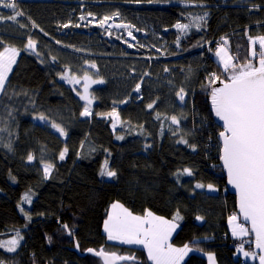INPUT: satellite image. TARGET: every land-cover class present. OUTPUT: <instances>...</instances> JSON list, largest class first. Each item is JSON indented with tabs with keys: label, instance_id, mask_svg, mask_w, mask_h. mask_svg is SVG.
Instances as JSON below:
<instances>
[{
	"label": "trees",
	"instance_id": "16d2710c",
	"mask_svg": "<svg viewBox=\"0 0 264 264\" xmlns=\"http://www.w3.org/2000/svg\"><path fill=\"white\" fill-rule=\"evenodd\" d=\"M17 3L24 13L19 23L0 22V51H20L0 98V264H41L40 259L105 264L91 252L101 250L132 258L121 264H153L144 249L108 239L104 224L118 199L136 214L151 211L179 220L173 243L195 250L184 264H209L207 253L216 254L219 264H258L237 259V240L230 235L229 217L239 215L221 165L224 127L211 103L219 81H211L213 74L220 81L229 76L216 58L221 46L229 48L237 65L259 66V55L251 56V36H264V0L256 5L242 0ZM205 11L210 15L204 30L182 36L175 29L194 12ZM10 13L0 8V14ZM106 16L138 31L139 43L92 19ZM29 38L37 44L35 52L27 48ZM93 64L97 70L89 67ZM85 74L103 81L92 87L91 116L81 115L87 107L78 96L81 88L61 79ZM181 88L183 101L177 95ZM114 110L118 120L104 115ZM41 116L45 124L38 123ZM52 124L62 127L66 138ZM29 154L34 161H28ZM119 159L123 168L116 176L101 175ZM45 164L52 165L48 178ZM164 181L169 182L165 196ZM26 194L31 203L23 200ZM177 195L188 199V208L170 203ZM13 239L18 245L9 252Z\"/></svg>",
	"mask_w": 264,
	"mask_h": 264
},
{
	"label": "snow or ice",
	"instance_id": "6c2138e0",
	"mask_svg": "<svg viewBox=\"0 0 264 264\" xmlns=\"http://www.w3.org/2000/svg\"><path fill=\"white\" fill-rule=\"evenodd\" d=\"M0 8L10 9L11 13L7 16L0 14V22L6 20L19 23L18 17H22L24 13L20 11L17 0H0ZM83 19V17H81ZM109 17H104L100 25L108 21ZM78 26V25H77ZM117 27H126L125 25H116ZM20 27H24L20 24ZM68 27V25H64ZM176 27L181 30H187L188 25L177 24ZM131 35V32H129ZM253 46L257 44L256 39H252ZM260 53L259 66L253 63L237 65L232 61V57L221 47L216 52L223 63L224 71L231 72L227 77V81H220L219 77L213 74L211 83L219 81L222 87L213 88L211 92V103L215 115L223 121L224 131L220 133L222 138V155L223 166L227 171L228 183L236 189L239 196V212L243 215L245 221L251 222V231L255 233V246L264 253V37L258 39ZM36 42L28 39L27 48L35 50ZM16 48L5 47L0 51V94L5 92L8 75L12 71L13 65L16 63L18 56ZM251 56L253 59L257 57L255 47H253ZM95 68V65H91ZM70 83L75 81L79 83V79L75 76H61ZM85 81L84 93L81 97L87 100L90 106L92 100L88 98V84L103 83L102 80H92L88 75L83 77ZM141 85L135 86V91L140 92ZM180 100H184V90L181 88L177 93ZM126 102V101H125ZM148 109L154 107L153 103L147 105ZM83 116H91L89 107H85L81 113ZM108 116L118 120V113L114 110L107 114ZM159 118V114H157ZM41 120L45 119L43 116ZM171 122L179 124L176 116H172ZM61 135L66 136L67 133L57 124H52ZM115 127V124H113ZM122 139L123 137H117ZM187 143V141H181ZM68 149L65 147L59 154V160L65 159ZM28 161H33V155L29 154ZM107 163V162H106ZM52 165H44L45 178H48ZM188 175L191 171L184 170ZM101 175L109 177L116 176L115 171H110L105 167ZM197 188H203L204 185L197 184ZM209 190L215 191L212 185L207 186ZM23 200L31 203L29 195H25ZM112 214L105 221L104 230L108 234L109 240H118L124 244L143 245L147 249L148 257L153 264H181L184 256L192 249L185 245L182 248L173 247L169 242L173 231L178 226L163 217L154 215L148 211L144 216H136L129 212L121 204L112 205ZM23 211V209H21ZM176 218H179L177 213ZM175 219V218H174ZM198 220L202 217H197ZM232 235L236 237L246 236L249 229L239 223V217L232 215L229 217ZM67 229V225H64ZM19 235V234H17ZM22 239V237H21ZM18 240L8 241L7 251L15 252ZM243 251V246H241ZM105 255L103 251L98 253ZM245 257L251 256L253 260L257 259L256 253L243 252ZM116 260H129L131 257H112ZM209 260L214 261V257L209 254ZM259 264H264V254L259 255Z\"/></svg>",
	"mask_w": 264,
	"mask_h": 264
},
{
	"label": "rangeland",
	"instance_id": "374dc122",
	"mask_svg": "<svg viewBox=\"0 0 264 264\" xmlns=\"http://www.w3.org/2000/svg\"><path fill=\"white\" fill-rule=\"evenodd\" d=\"M225 1H227V2H229V1H231V0H225ZM260 0H242V2L244 3V4H247V5H256V4H258V2H259ZM165 4H168V3H159V5H165ZM185 5H190L189 3H185ZM7 10H10V9H7ZM209 15H210V12L209 11H205V12H194L193 14H191V16H190V20L188 21V22H180L179 24H185V25H188V28H187V30H181V29H178L176 26H175V29L177 30V31H179L180 33H181V35L182 36H186V35H188V34H190L192 31H202V30H204L205 29V22L208 20V18H209ZM91 17L89 16L88 17V19H90ZM93 19V21H95L96 22V24H100V22L102 21H98V19L97 18H92ZM116 25H125L126 27H117ZM102 27H104V28H109V29H111V30H113V33L117 36V35H120V36H122L123 34H125L126 36H127V39H129L130 41H132V43H139V37H140V34L138 33V31H136L133 27H131L130 25H127L126 23H124V22H121L120 21V19L118 18V17H111L108 21H106L104 24H103V26ZM119 31H123V32H121L120 34H119ZM129 32H131V35H129ZM259 37H264V36H251V40L252 39H256L257 40V44L255 45V46H253L252 45V43H251V53H252V50H253V47H255V49H256V52H257V55H259V53H260V48H259V43H258V39H259ZM36 47H37V44H36ZM36 47H35V50H33V49H29L30 51H33V52H35L36 51ZM222 47V46H221ZM220 47V48H221ZM223 48H225V50H226V52L232 57V61L235 63V59H234V57H233V55H232V53L230 52V50H229V48L227 47V46H223ZM218 50H219V48H218ZM217 50V51H218ZM216 51V52H217ZM18 56H17V58H16V63L13 65V67H12V71L9 73V75H8V80L10 79V77H11V74H12V72H13V70H14V67L16 66V64H17V62H18V60H19V56H20V51H18ZM216 58H217V60L223 65V63L221 62V60H220V57H218L217 55H216ZM254 64V66H256L255 65V63H253ZM89 67H91V65H89ZM91 68H93V67H91ZM95 70H97V67L95 66V68H94ZM231 74V72H229V75ZM69 77H71V76H73V75H68ZM77 79H79V83H76L75 81H73V82H69L68 80H66V79H64L63 80V82L64 83H66L67 85H70V86H72V87H80L81 88V90H80V93L78 94V96L80 97V99H81V101L85 104V105H87V107H91L93 104H94V100H93V97H92V87L93 86H95L96 84H98V83H90V84H88V93H87V96H88V98L89 99H91L92 100V103H91V105L89 106L88 105V103H87V100H85V99H82L81 97H83L84 95H85V93H84V86H85V81H84V79H83V77H81V76H75ZM92 80H96V79H93V78H91ZM7 83H8V81L6 82V85H7ZM77 89V88H76ZM3 94V93H2ZM2 94H0V98H1V96H2ZM90 110V109H89ZM90 112H91V110H90ZM108 114V113H107ZM106 113H104V115H107ZM37 121H38V123H43V124H45L46 123V119H43V120H41V119H37ZM35 160V158L33 159V161ZM110 171H113V166L110 168ZM108 179H111L112 177H109V176H107V175H105ZM178 204H182L181 202H178ZM239 217V216H238ZM240 218V217H239ZM240 223L245 227V228H247V229H249V227L247 226V225H245V224H243L242 222H241V220H240ZM250 235H251V233H250V229H249V234L248 235H246V236H242V238H246V239H250L249 237H250ZM17 240V239H16ZM236 243L238 244V245H243V244H245L244 246H243V251H241L240 249H241V246L237 249V251H236V257H242L243 259H244V262H246V261H252V262H257V261H259V259H258V257H259V254L254 250V244H253V240L251 241V242H244V241H236ZM236 243H234V246H236ZM253 244V249H250L249 247H248V245L249 244ZM243 252H249V253H256V255H257V259H255V260H253L252 258H251V256H249V257H245L244 255H243ZM209 254H211L212 256H215L216 257V254H214V253H207L206 254V256L207 255H209ZM216 259H217V257H216ZM40 263L41 264H43V260H41L40 259Z\"/></svg>",
	"mask_w": 264,
	"mask_h": 264
},
{
	"label": "crops",
	"instance_id": "0c3cea01",
	"mask_svg": "<svg viewBox=\"0 0 264 264\" xmlns=\"http://www.w3.org/2000/svg\"><path fill=\"white\" fill-rule=\"evenodd\" d=\"M56 130V129H55ZM64 138H66V136H63ZM113 171H115L116 173L117 172H120L121 170H122V168H123V163H122V161L119 159V160H117L113 165ZM214 189H215V191H212V190H210L211 192H217V190H216V188L215 187H213ZM162 189H163V195L165 196L166 194H167V192H168V189H169V182H167V181H164V182H162ZM178 202H181L182 204H178ZM121 204V205H123V207L124 208H126L129 212H131L133 215H136V216H144V215H140V214H136V213H134L125 203H124V201L122 200V199H118L117 201H115V203H113V204ZM170 203L171 204H173L174 206H177V207H181V208H184V209H186V208H188V206H189V201H188V199L184 196V195H177L173 200H171L170 201ZM112 211H113V209H112V206H111V209H110V213H109V215H111L112 214ZM154 215H156V216H159V217H162V216H160V215H157V214H155L154 212H152ZM109 217V216H108ZM164 219H166V220H168V221H170V222H173V223H175V224H177L178 226L176 227V229L173 231V233H172V235H171V238H170V243L172 244V246L173 247H176V248H182V247H184V246H178V245H176V244H174L173 243V239H174V237H175V235L177 234V232L179 231V229H180V227H181V224H180V221L179 220H172V219H168V218H165V217H163ZM108 219V218H107ZM239 223H240V218H239ZM105 231V230H104ZM229 231H230V235H231V237L233 238V239H236L237 241H244V242H251L253 239L251 238V237H249L250 239H246V238H242V236L241 237H236V236H233L232 235V230H231V225L229 224ZM107 234V233H106ZM108 235V234H107ZM112 243H115V244H120V245H127V246H132V247H137V248H142V249H144L145 251H146V253L148 254V252H147V249L146 248H144V246L143 245H136V244H124V243H121L120 241H118V240H110ZM245 244H243L242 246H244ZM189 248H191L190 246H188ZM192 250L190 251V252H188L187 253V255L186 256H184V258H183V261L181 262V264H184L185 262H186V260L189 258V256L195 251L193 248H191ZM209 255H207V259H208V262H209V264H219L218 263V260L216 259V257L215 256H213L214 257V261H210L209 260ZM237 259L238 260H243L244 261V259L242 258V257H237ZM152 263H153V261H151ZM246 262H252V261H246ZM245 262V263H246ZM258 262V261H257ZM252 263H256V262H252Z\"/></svg>",
	"mask_w": 264,
	"mask_h": 264
},
{
	"label": "water",
	"instance_id": "95a60500",
	"mask_svg": "<svg viewBox=\"0 0 264 264\" xmlns=\"http://www.w3.org/2000/svg\"><path fill=\"white\" fill-rule=\"evenodd\" d=\"M225 82H228V81H225ZM217 86H218V88H219V87H222V84L219 82ZM221 123L223 124V121H221ZM219 140L221 141V144H222V138L220 137V135H219ZM221 155H222V151H221ZM221 165H222V167H223V171H224V173H225V175H226V187H227V190H228V192H229L230 194H233L234 196H236V210H237V213H238V215H239V217H240V220H241V222H242L243 224L247 225V226L249 227V229H250V233H251L252 238H253L254 250H255L259 255L264 254V253H261L260 250L257 249L256 246H255V233L251 231V222H250V221H245L244 218H243V215L239 212V206H238V203H239V196H238V193H237L236 189H234V188L228 183L227 171H226V169H225L224 166H223L222 159H221ZM78 251L81 252L79 247H78ZM89 252H90V251H88V252H86V253H84V254L80 253V255H81V256H86ZM91 252H93V253L96 254L98 257H100L101 259H103L104 262H105V264H121V263H123V262H125V261H130V259H129V260H116V259H113V258H112V257H113V254L106 253V252H103V253L105 254V255H103V256H102V255H99V254H98L99 252H96V251H91ZM114 256H115V255H114ZM117 257H118V256H117ZM258 264H259V261H258Z\"/></svg>",
	"mask_w": 264,
	"mask_h": 264
},
{
	"label": "built area",
	"instance_id": "2783aa9c",
	"mask_svg": "<svg viewBox=\"0 0 264 264\" xmlns=\"http://www.w3.org/2000/svg\"><path fill=\"white\" fill-rule=\"evenodd\" d=\"M18 1V0H17ZM236 247H238V245L236 244Z\"/></svg>",
	"mask_w": 264,
	"mask_h": 264
}]
</instances>
